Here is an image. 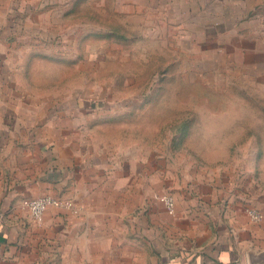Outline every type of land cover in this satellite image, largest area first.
I'll return each mask as SVG.
<instances>
[{"label":"rangeland","instance_id":"rangeland-1","mask_svg":"<svg viewBox=\"0 0 264 264\" xmlns=\"http://www.w3.org/2000/svg\"><path fill=\"white\" fill-rule=\"evenodd\" d=\"M7 20L29 100L78 108L87 142L264 192V0H0Z\"/></svg>","mask_w":264,"mask_h":264},{"label":"crops","instance_id":"crops-1","mask_svg":"<svg viewBox=\"0 0 264 264\" xmlns=\"http://www.w3.org/2000/svg\"><path fill=\"white\" fill-rule=\"evenodd\" d=\"M20 43L13 26L0 33V264H264L254 187L163 177L161 159L87 142L78 108L29 100ZM162 192L174 213L155 199ZM40 194L75 208L50 206L37 222L22 199ZM250 204L261 220L245 214Z\"/></svg>","mask_w":264,"mask_h":264},{"label":"built area","instance_id":"built-area-1","mask_svg":"<svg viewBox=\"0 0 264 264\" xmlns=\"http://www.w3.org/2000/svg\"><path fill=\"white\" fill-rule=\"evenodd\" d=\"M163 200L165 202L168 211L172 212L173 210L172 198L168 196H164ZM23 203L37 222L43 220L44 212L50 206L75 208V205L73 204L72 201L69 200L61 201L51 195H45V194L36 197L26 198L23 200ZM246 211L248 216L252 220H259L262 217L261 213L258 210L253 209L251 207L246 208Z\"/></svg>","mask_w":264,"mask_h":264}]
</instances>
